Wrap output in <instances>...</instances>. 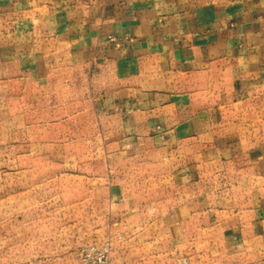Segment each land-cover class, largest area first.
Wrapping results in <instances>:
<instances>
[{"label": "crops", "instance_id": "obj_1", "mask_svg": "<svg viewBox=\"0 0 264 264\" xmlns=\"http://www.w3.org/2000/svg\"><path fill=\"white\" fill-rule=\"evenodd\" d=\"M8 19L49 69L32 83L62 135L37 142L69 226L264 264V0H0V36Z\"/></svg>", "mask_w": 264, "mask_h": 264}, {"label": "rangeland", "instance_id": "obj_2", "mask_svg": "<svg viewBox=\"0 0 264 264\" xmlns=\"http://www.w3.org/2000/svg\"><path fill=\"white\" fill-rule=\"evenodd\" d=\"M5 28L6 34L0 36L6 56L5 62L3 58L0 62V79L4 81L0 85V264H96L93 249L105 242L110 247L107 264H130L133 259L135 264H178L180 260L196 264L197 256L189 248L169 241L146 248L138 244L132 255V245L124 242L127 233L116 222L106 229L101 241L95 232L98 229L69 226L71 215L58 208L74 197L50 194L57 186L47 177L61 167L37 142L62 135L53 123L52 85L32 83L37 71L45 77L49 69L32 68L30 54L16 48V36L10 33L14 21L8 19ZM109 41L117 45L114 38ZM24 56L29 62L25 63ZM63 186L61 183L57 190ZM166 189L171 192L169 184ZM171 199L168 197L163 207L169 208ZM84 216L90 218L94 212ZM216 247L222 264V246Z\"/></svg>", "mask_w": 264, "mask_h": 264}, {"label": "built area", "instance_id": "obj_3", "mask_svg": "<svg viewBox=\"0 0 264 264\" xmlns=\"http://www.w3.org/2000/svg\"><path fill=\"white\" fill-rule=\"evenodd\" d=\"M93 254L95 255V263L96 264H107L109 259V251L110 247L107 242L98 246V248L93 249ZM92 254H89L91 256ZM178 264H187L185 260H180Z\"/></svg>", "mask_w": 264, "mask_h": 264}]
</instances>
